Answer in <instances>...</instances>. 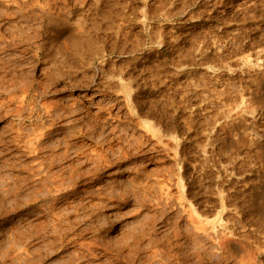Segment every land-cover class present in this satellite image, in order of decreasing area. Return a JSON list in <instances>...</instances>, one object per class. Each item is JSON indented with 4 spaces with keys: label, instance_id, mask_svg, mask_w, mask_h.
Instances as JSON below:
<instances>
[{
    "label": "rangeland",
    "instance_id": "obj_1",
    "mask_svg": "<svg viewBox=\"0 0 264 264\" xmlns=\"http://www.w3.org/2000/svg\"><path fill=\"white\" fill-rule=\"evenodd\" d=\"M263 1L0 0V264H160L192 208L216 216L218 175L222 218L264 221Z\"/></svg>",
    "mask_w": 264,
    "mask_h": 264
},
{
    "label": "bare ground",
    "instance_id": "obj_2",
    "mask_svg": "<svg viewBox=\"0 0 264 264\" xmlns=\"http://www.w3.org/2000/svg\"><path fill=\"white\" fill-rule=\"evenodd\" d=\"M223 1V0H222ZM244 1V0H243ZM249 1V0H248ZM251 1V0H250ZM264 2V1H263ZM186 3V2H185ZM249 3V2H247ZM246 3V4H247ZM261 3V2H260ZM233 4V3H232ZM245 4V5H246ZM250 4V3H249ZM255 4V2H254ZM259 4V3H256ZM252 5V4H251ZM243 6V5H242ZM248 6V4L246 5ZM245 6V7H246ZM263 6V5H262ZM186 7V6H185ZM255 7V5H254ZM253 7V8H254ZM96 8V7H95ZM252 8V6H251ZM104 9V8H103ZM248 9V8H246ZM222 11V9H221ZM245 12V11H244ZM91 16V15H90ZM206 32V31H205ZM205 34V33H204ZM181 35V34H179ZM214 35V34H213ZM212 37V36H211ZM215 37V36H214ZM197 39V38H196ZM236 39V38H235ZM185 40V39H184ZM189 40V39H188ZM201 41V40H200ZM44 45V44H43ZM46 46V45H45ZM175 48V47H174ZM208 48V47H207ZM187 49V48H186ZM181 53V52H180ZM198 57V56H197ZM261 72V71H260ZM263 74V73H261ZM264 77V76H263ZM258 79V78H257ZM32 82V81H31ZM6 87V86H5ZM127 89V88H126ZM230 89V88H229ZM230 91V90H229ZM225 93V92H224ZM223 94V93H222ZM232 95V94H231ZM1 96V95H0ZM10 96V95H9ZM11 97V96H10ZM221 97V96H220ZM223 99V98H222ZM2 100V99H1ZM21 101V100H19ZM34 101V100H31ZM219 102V101H218ZM1 103V102H0ZM35 103V102H34ZM151 103V102H150ZM38 104V103H37ZM42 104V103H41ZM144 104V103H143ZM220 104V103H219ZM30 105V104H29ZM152 105V104H151ZM149 105V106H151ZM214 105V104H213ZM153 106V105H152ZM17 109V108H16ZM20 110V109H19ZM44 111V110H43ZM35 112V111H34ZM144 112V111H143ZM41 113V112H40ZM46 113V112H45ZM142 113V112H141ZM27 114V113H26ZM39 114V113H38ZM30 115V114H29ZM167 117V116H166ZM237 117V116H236ZM24 118V117H23ZM38 119V118H37ZM167 119V118H166ZM23 123V122H22ZM25 123V122H24ZM38 123V122H37ZM21 124V123H20ZM166 125V124H165ZM230 125V124H229ZM24 128V126H23ZM30 128V127H29ZM40 128V127H39ZM147 128V126H146ZM41 129V128H40ZM47 129V128H46ZM56 129V127H55ZM223 129V128H222ZM42 130V129H41ZM54 129H51L50 131H48L49 133H51V131H53ZM30 131V130H29ZM47 132V134H48ZM83 132V131H82ZM81 132V133H82ZM85 132V131H84ZM87 132V131H86ZM167 132V131H166ZM172 133V132H171ZM15 134V133H14ZM46 133L44 131H41L38 133L39 136H44ZM156 134V133H155ZM32 135V134H31ZM37 136V134H35ZM50 135V134H49ZM102 137V134L100 135ZM16 137V136H15ZM18 137H21L20 134L17 135V137L15 138L14 142H17V145L21 143V138L19 140ZM30 137V136H29ZM38 137V136H37ZM41 138V137H40ZM36 139L35 143H32L30 141H24L22 145L23 149L25 151H28V153H34L35 159L40 158L38 161L36 162L38 164L39 167V174H41L42 176H40L38 180H40V182L42 183V185L49 186V187H54L57 186V176L54 175V177H50L47 178V175L45 174L47 172V168L50 167L51 165L55 166V160H52L51 156L47 155H43L45 152V147L43 144V142L41 141V139ZM254 139V138H253ZM106 140V139H105ZM104 140V141H105ZM255 140V139H254ZM23 141V140H22ZM51 141V140H50ZM56 142V141H55ZM62 142V140H61ZM60 142V143H61ZM67 142V141H65ZM63 142V143H65ZM66 144V143H65ZM16 145V144H15ZM14 145V146H15ZM45 145H49V144H45ZM51 145V144H50ZM22 147V146H21ZM49 147V146H48ZM67 147V146H66ZM21 149V148H20ZM19 147L14 148L13 150H20ZM54 149V148H53ZM12 150V151H13ZM47 151V149H46ZM52 151V150H51ZM67 151V150H66ZM19 153V152H18ZM46 153V152H45ZM64 153V152H63ZM67 153V152H66ZM2 154V153H1ZM48 154V153H47ZM51 154V153H50ZM49 154V155H50ZM71 154V153H70ZM102 154V153H99ZM98 154V155H99ZM26 155V154H25ZM53 155V154H52ZM57 155V154H55ZM63 155V154H62ZM96 155V154H95ZM94 155V156H95ZM30 156V155H29ZM54 156V155H53ZM25 157V156H24ZM50 157V158H49ZM59 155H58V163H59ZM67 157V156H66ZM98 157V156H96ZM5 158V157H4ZM182 158V157H181ZM15 159V158H14ZM91 159L90 157L88 158V160ZM108 157H104V154L101 155L99 157V161H96L94 164H99L97 166H95L94 171L91 174V178L96 181L99 178H97V176L100 174L101 169L103 170V168L101 167L103 165V163H105V161H107ZM118 160V159H117ZM4 161V159L2 160ZM92 160H89V162ZM6 162V161H5ZM61 162V160H60ZM88 162V161H87ZM88 162V163H89ZM98 162V163H97ZM107 163V162H106ZM105 163V164H106ZM56 164V163H55ZM60 165V164H58ZM1 166H3L1 164ZM52 166V167H53ZM57 166V164H56ZM89 166V165H88ZM50 167V168H52ZM75 168V167H74ZM92 168V167H91ZM203 168V167H202ZM34 170H37L35 168H33ZM73 169V167H72ZM71 169V170H72ZM76 169V168H75ZM71 170L69 172H71ZM74 170V169H73ZM51 171V170H50ZM75 171V170H74ZM92 171V170H91ZM26 172V171H25ZM34 172V171H33ZM49 173V172H47ZM85 171L81 172L78 169V172H74L71 173L73 174L71 176V180L70 181V185H75L77 183L78 180L83 179V177H85ZM21 174V173H20ZM53 174V173H52ZM56 174V173H55ZM206 174V173H205ZM49 175V174H48ZM51 175V174H50ZM59 175V174H56ZM61 175V174H60ZM69 175V174H68ZM89 175V174H88ZM52 176V175H51ZM90 176V175H89ZM36 177V176H35ZM49 177V176H48ZM63 177V176H61ZM60 177V178H61ZM69 177V176H68ZM87 177V174H86ZM95 177V178H94ZM34 178V177H33ZM67 178V177H66ZM65 178V179H66ZM90 178V177H89ZM218 181H221V176L218 175ZM223 178V176H222ZM5 179V178H4ZM3 179V180H4ZM68 179V178H67ZM88 180V179H87ZM60 181V179H59ZM68 181V180H67ZM218 181H216V192H214V194L217 196L215 198L220 197L217 200H220V209H217L215 212L216 216L214 218H210L209 216V211L211 210L210 207L208 208L207 205L205 209L202 210V213L197 211L196 208H192V210L189 212L188 214V218H189V222H190V232L188 234V237L191 239V245H190V249L187 252H174L175 254L171 255V254H161V259H160V264H264V221H260L258 219H256V217L253 216V224L255 225V228L253 231H249L246 227L248 225L247 221H243V215L241 217H239L238 219H224L222 218L223 214H228L230 211V209H228L229 207L226 205L225 201H224V197L221 196L223 194H221L222 192H224V190L222 188H220ZM91 182V181H90ZM61 183V182H60ZM198 183V181H197ZM62 184V183H61ZM69 185V184H68ZM135 187V185H133ZM148 186V185H147ZM224 186V185H223ZM8 187V186H7ZM44 187V188H45ZM163 187V186H162ZM200 187V186H199ZM40 188V186H39ZM38 188V189H39ZM130 188V187H129ZM161 188V187H160ZM211 188V187H210ZM225 188V187H224ZM153 189V188H152ZM155 189V188H154ZM162 189V188H161ZM192 189V188H191ZM37 190V187H36ZM136 190V189H135ZM151 190V189H150ZM213 191V190H212ZM226 191V190H225ZM48 192V189H47ZM118 192V191H117ZM206 192V191H205ZM264 192V191H263ZM39 193V192H38ZM116 193V192H115ZM119 193V192H118ZM211 193V192H210ZM260 195V192H258ZM79 194V193H78ZM112 194V193H110ZM196 194V193H195ZM225 194V193H224ZM34 195V194H33ZM213 195V196H215ZM264 195V193H263ZM10 196V195H9ZM172 196V195H171ZM117 197V196H116ZM148 197V196H147ZM33 198V197H32ZM171 198V197H170ZM10 199V198H9ZM229 199V198H228ZM3 200V199H2ZM17 200V199H16ZM70 200V199H69ZM216 200V201H217ZM55 201V200H54ZM139 201V200H138ZM163 201V200H162ZM172 201V200H171ZM252 201V200H251ZM20 202V201H19ZM167 202V201H166ZM219 202V201H217ZM170 203V202H168ZM173 203V202H172ZM26 204V203H25ZM181 204V203H180ZM16 205V204H15ZM12 210H15L17 207H20L17 203V205L15 206ZM28 205V204H27ZM32 204H29V206ZM101 205V204H100ZM157 205V204H156ZM214 205V204H213ZM34 206V205H33ZM65 206V205H64ZM69 206V205H68ZM165 206H167V203L165 204ZM164 206V207H165ZM171 206V205H170ZM169 206V208H170ZM180 206V205H179ZM52 207V206H51ZM99 207V206H98ZM159 207V206H158ZM168 207V206H167ZM172 207V206H171ZM264 208V199L261 200V202H257L256 200H253L252 202H250L249 206H248V211L251 213H254L256 211H259V208ZM4 208V207H2ZM175 208V206H174ZM245 208V207H244ZM247 208V207H246ZM164 209V208H163ZM202 209V208H201ZM32 210V209H31ZM30 210V211H31ZM98 210V209H97ZM168 210V209H167ZM172 210V209H171ZM182 210L184 211L185 208L182 206ZM199 210V209H198ZM8 211V210H7ZM165 211V210H164ZM174 211V210H173ZM189 211V210H188ZM9 212L10 209H9ZM166 212V211H165ZM164 212V214H165ZM170 212V211H169ZM247 212V211H246ZM248 212V213H249ZM2 213V212H1ZM0 213V215H1ZM66 213V212H65ZM167 213V212H166ZM160 214V213H159ZM193 214H197L198 215V219L194 218ZM234 214V213H233ZM245 214V212H244ZM256 214V213H254ZM48 215V214H47ZM163 215V214H162ZM176 215V214H175ZM250 215V213H249ZM257 215L258 212H257ZM9 216H11V214H5L4 216H0V224L7 221V218H9ZM52 216V215H51ZM65 216V215H64ZM178 216V215H177ZM17 217V216H16ZM56 217V216H55ZM181 218V217H180ZM232 218V217H231ZM92 219V218H91ZM178 220V219H177ZM57 221V220H56ZM143 221V220H142ZM164 221V220H162ZM149 222V221H148ZM166 222V221H165ZM187 222V223H189ZM103 224V223H102ZM164 224V223H163ZM174 225V224H173ZM185 225V224H184ZM58 226V225H57ZM96 226V225H95ZM166 226V225H164ZM177 227V226H176ZM181 226H179L180 228ZM187 227V226H186ZM19 228V227H18ZM17 228V229H18ZM41 228V227H40ZM57 228V227H56ZM59 228V227H58ZM183 228V227H182ZM188 228V227H187ZM15 229V228H13ZM16 229V236L19 235H24L26 234L25 232L23 233L22 230L17 231ZM176 229V228H175ZM181 229V228H180ZM185 229V226H184ZM56 230V229H55ZM177 232L179 229H176ZM183 230V229H181ZM187 231H189L188 229H185ZM13 231V232H14ZM93 232V231H92ZM176 232V231H174ZM181 232V231H180ZM179 232V233H180ZM34 233V232H33ZM179 233H173L174 236L177 237V235ZM186 233V232H185ZM30 234V233H29ZM74 234V233H73ZM183 234V233H182ZM15 236V235H14ZM173 236V235H172ZM187 237V238H188ZM56 238V237H55ZM152 238V237H151ZM170 238V237H169ZM168 238V239H169ZM173 238V237H172ZM171 238V239H172ZM180 238V237H179ZM186 238V239H187ZM49 239V238H48ZM175 239V238H174ZM178 239V238H177ZM17 240V239H16ZM170 240V239H169ZM186 241V240H185ZM26 242V240H25ZM33 242V241H32ZM31 242V243H32ZM171 242V241H170ZM62 243V242H61ZM173 243V242H172ZM12 244V243H11ZM71 244V243H70ZM89 244V243H88ZM96 244V243H95ZM168 244V243H167ZM170 244V243H169ZM174 244V243H173ZM172 244V245H173ZM18 245V244H17ZM29 245V244H28ZM137 245V244H136ZM90 246V245H89ZM163 246V244H162ZM169 246V245H168ZM166 248H169V247ZM174 246V245H173ZM9 247V246H8ZM176 246H174L175 248ZM184 247H187L186 244ZM14 248V247H13ZM171 249H173L171 247ZM170 249V250H171ZM94 250V249H93ZM146 250V249H145ZM152 250V249H151ZM167 250V249H166ZM169 250V252H170ZM165 251V250H163ZM162 251V252H163ZM177 251V249H176ZM157 252V251H156ZM245 253L242 255V253ZM135 253V252H134ZM172 253V252H171ZM117 254V253H116ZM32 255V254H31ZM133 255V254H132ZM159 254H155L154 256H157ZM164 255V256H163ZM10 256V255H9ZM115 256V255H114ZM153 256V255H151ZM127 257V255H126ZM21 258V257H20ZM26 258V257H25ZM115 258V257H114ZM3 259V258H2ZM19 259V258H18ZM22 260V259H21ZM20 260V261H21ZM27 260V259H26ZM1 261V260H0ZM115 261V260H114ZM3 262V261H2ZM107 263V262H106ZM126 263V262H125ZM137 264V263H136ZM149 264V263H148Z\"/></svg>",
    "mask_w": 264,
    "mask_h": 264
}]
</instances>
